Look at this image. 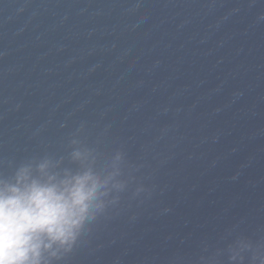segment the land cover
<instances>
[{
	"label": "water",
	"instance_id": "1",
	"mask_svg": "<svg viewBox=\"0 0 264 264\" xmlns=\"http://www.w3.org/2000/svg\"><path fill=\"white\" fill-rule=\"evenodd\" d=\"M75 148L128 189L58 264L264 254V0H0V171Z\"/></svg>",
	"mask_w": 264,
	"mask_h": 264
},
{
	"label": "clouds",
	"instance_id": "2",
	"mask_svg": "<svg viewBox=\"0 0 264 264\" xmlns=\"http://www.w3.org/2000/svg\"><path fill=\"white\" fill-rule=\"evenodd\" d=\"M93 152L75 148L67 157L44 154L9 161L0 171V264H58L120 194L123 153L98 167ZM3 168V165H0ZM144 191L142 187L136 193ZM229 264H264V254L241 235L227 248Z\"/></svg>",
	"mask_w": 264,
	"mask_h": 264
}]
</instances>
